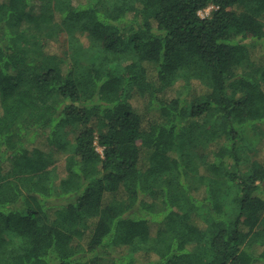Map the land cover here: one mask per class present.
Returning a JSON list of instances; mask_svg holds the SVG:
<instances>
[{
  "label": "trees",
  "instance_id": "1",
  "mask_svg": "<svg viewBox=\"0 0 264 264\" xmlns=\"http://www.w3.org/2000/svg\"><path fill=\"white\" fill-rule=\"evenodd\" d=\"M258 124L264 0H0V264H264Z\"/></svg>",
  "mask_w": 264,
  "mask_h": 264
},
{
  "label": "rangeland",
  "instance_id": "2",
  "mask_svg": "<svg viewBox=\"0 0 264 264\" xmlns=\"http://www.w3.org/2000/svg\"><path fill=\"white\" fill-rule=\"evenodd\" d=\"M211 9H212V5L210 7H208V8H206V9H204V10H201L200 11V15L202 17L208 16L210 14ZM83 40L85 41V43H87L85 38ZM52 48H53L54 51H59V52L63 51L66 48V42H64L63 40H62V43L61 42L60 43H54L53 42L52 43ZM63 130H64V132H66L65 136L70 141V143L74 142L75 137L77 135L76 130L72 129L70 125L69 126L66 125L63 128ZM256 132H262L264 134V124H258V129L256 131H253L250 135L251 136H255ZM98 150L101 152L102 148L100 146H98ZM56 165L58 167L60 175L62 177L65 176L66 171H65V167H64L65 166L64 162H57Z\"/></svg>",
  "mask_w": 264,
  "mask_h": 264
}]
</instances>
